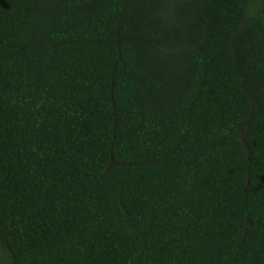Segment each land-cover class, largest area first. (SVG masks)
<instances>
[{
	"label": "trees",
	"instance_id": "16d2710c",
	"mask_svg": "<svg viewBox=\"0 0 264 264\" xmlns=\"http://www.w3.org/2000/svg\"><path fill=\"white\" fill-rule=\"evenodd\" d=\"M0 264H264V0H0Z\"/></svg>",
	"mask_w": 264,
	"mask_h": 264
}]
</instances>
